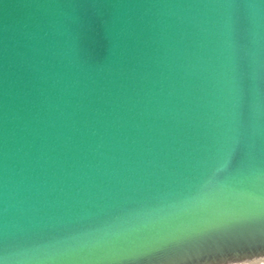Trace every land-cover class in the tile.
Wrapping results in <instances>:
<instances>
[{
  "label": "water",
  "instance_id": "1",
  "mask_svg": "<svg viewBox=\"0 0 264 264\" xmlns=\"http://www.w3.org/2000/svg\"><path fill=\"white\" fill-rule=\"evenodd\" d=\"M249 188L264 193V0H0L6 264L236 227Z\"/></svg>",
  "mask_w": 264,
  "mask_h": 264
},
{
  "label": "snow or ice",
  "instance_id": "2",
  "mask_svg": "<svg viewBox=\"0 0 264 264\" xmlns=\"http://www.w3.org/2000/svg\"><path fill=\"white\" fill-rule=\"evenodd\" d=\"M228 165L230 171L243 172L249 166L248 157L233 150ZM245 195L255 207L243 216L233 214L236 227L187 228L159 246H110L100 255L80 259L86 264H233L255 254L257 248L264 250V193L249 188ZM6 247L0 238V264H6Z\"/></svg>",
  "mask_w": 264,
  "mask_h": 264
}]
</instances>
